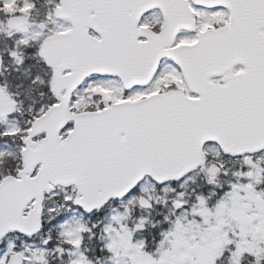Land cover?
<instances>
[{
  "label": "snow or ice",
  "instance_id": "6c2138e0",
  "mask_svg": "<svg viewBox=\"0 0 264 264\" xmlns=\"http://www.w3.org/2000/svg\"><path fill=\"white\" fill-rule=\"evenodd\" d=\"M0 264H264V0H0Z\"/></svg>",
  "mask_w": 264,
  "mask_h": 264
}]
</instances>
